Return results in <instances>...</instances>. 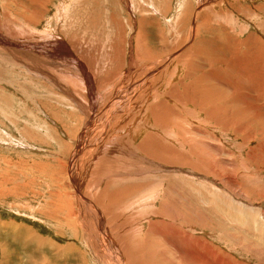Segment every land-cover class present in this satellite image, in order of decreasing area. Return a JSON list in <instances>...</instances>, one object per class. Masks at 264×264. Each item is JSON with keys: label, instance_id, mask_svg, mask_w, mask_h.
<instances>
[{"label": "bare ground", "instance_id": "obj_1", "mask_svg": "<svg viewBox=\"0 0 264 264\" xmlns=\"http://www.w3.org/2000/svg\"><path fill=\"white\" fill-rule=\"evenodd\" d=\"M203 1L199 8L205 5ZM218 1L220 0L205 2L206 4L208 2L216 4ZM125 5L129 9L128 3ZM206 16L208 24L211 16ZM45 32L43 31V33ZM198 32L199 25L195 18L187 38L190 37L189 39L196 42ZM39 42L31 45L35 51L37 50L47 57L49 55L64 57L69 61V64L75 65L71 68L65 66L72 75L76 73L75 76L79 78L76 85L79 87L78 90L75 85L70 89L73 91L71 98L73 103L76 102L77 107L84 103L82 99V101L79 100V97L86 99L87 102L80 109L82 113L84 112L86 120H83V130L79 134L78 146L69 161V172L65 175L70 177L68 179L71 184L69 183V186L68 182L65 183L66 190L54 197V212L61 211L68 228H75V233L77 231L82 233L88 249L93 250V255L100 264H215L216 261V264L236 263V260L231 261L232 258L228 260L226 252L221 255L213 243L197 237L194 233L199 225L198 220L201 221H199L201 227L210 226L212 228L215 207L213 202L208 199V195L203 194L202 190L198 189L194 183L185 179L187 175L199 174L203 176L206 174L208 177L216 176L220 181L222 180L233 198L225 200L226 204L223 203L225 207L220 208L224 217L227 216L234 225L253 226L255 220L251 217L254 213L251 210V204L244 203L249 202L250 192L244 189L245 186L240 179L244 180L245 177L250 181L259 173V171H257L258 173L254 171L256 166L252 161L256 160L261 164V160L256 158L258 147L255 152L254 148H250V144L255 140H261V138L258 139L257 133H253L252 125L258 123L260 125L258 130L261 126L264 127V96L257 95L259 90H264V74L253 69L252 74L246 75L247 80H251L254 84L247 85L248 90L246 91L243 79L240 80L243 83L241 86L239 82L236 85L235 80L230 79L231 75L228 78L235 85L228 78L222 77L229 75L231 63H237L235 59L238 61L237 65L240 68L242 66V59L240 58L241 62H239L238 55L234 53L236 50L232 52L233 48L231 49L227 45L225 47L222 45L219 49L223 53L231 50L232 54L230 53L231 57L228 61L227 54H225L226 56L219 59L220 61L210 59L212 63H209V59L206 58L207 47L206 50L204 47L201 48L202 52L198 53L195 46L185 49L180 40L179 43L178 41L174 43L173 50L172 48L170 51L165 50L167 48L163 49L162 54L159 53V58L156 59L146 46L147 42L145 44L142 39H139L134 46L135 50L133 49L135 54L132 51V43H129L131 50L128 55V70H124L122 73L110 72L109 75L104 76V66L98 64V59L90 61L88 56L84 57L86 54H80L79 51H75L77 53L74 55L75 53L71 52L65 40L57 39L48 45L39 44ZM257 44L255 43V45ZM26 47L29 49V46L26 45ZM246 56L247 53H245V58ZM245 58L243 61L246 60ZM250 58L247 59L250 61ZM197 61L199 62L197 63ZM225 61L227 65L224 64ZM221 63L224 66H216ZM197 65L201 69H194ZM223 67L225 70L222 69ZM245 67L247 66H242V69ZM173 68L174 71H172ZM202 68H207V70ZM217 68L220 70L219 73L214 72ZM89 69L91 70L89 71ZM97 69L102 73V78ZM179 71H184L185 76L182 79L179 77V84L177 83L178 85L175 86L171 79H177ZM198 71L204 75H198ZM245 71H242L243 74ZM232 74L234 73L232 72ZM244 80L246 79L244 78ZM97 103L105 109H97ZM259 132L261 134L259 136H263L264 139V128ZM227 134H234L236 137L233 139L234 141L240 138L245 139L246 143L240 144V147L244 148L248 145L247 147L250 148V153L246 158L238 152L236 144L235 151L228 149L226 146L228 141H223ZM222 142L224 143L222 144ZM260 166L262 167V165ZM183 172L185 175L187 174L185 179L180 176ZM163 176L165 179L167 176L170 177L167 178L169 182L166 186ZM55 178L57 177L55 176ZM55 178L54 180H56ZM50 180L52 179L50 178ZM256 180L255 183L259 179ZM235 194L243 199H241L242 202H237ZM256 196L258 197V195ZM254 197L252 196V198ZM234 199L235 201H233ZM221 200L223 201V199ZM250 200L252 201V199ZM185 204H187L189 212L183 210ZM60 218L61 215L59 220ZM62 221H58V223H63ZM0 226H2L1 223ZM12 227L16 235L25 232V236L23 234L22 236L27 239L25 240L27 247L30 243L40 241L42 238L29 227H22L19 224H14ZM224 232H226V228ZM256 232L259 247L257 244L255 247L256 249L264 248V225L257 226ZM230 234L233 238L236 236ZM74 236L76 239L80 238L79 233ZM49 241L50 239L47 242ZM241 242L243 243V241ZM241 242L239 243L242 244ZM251 244L253 243L251 242ZM49 245L58 250L56 251L57 256L52 257V261L56 264L61 261L68 263L71 260V255L75 252L78 254L80 249L75 247L76 245L64 247L56 243H49ZM251 248L253 251L254 248ZM256 252L258 253V251ZM79 254L81 258L85 259V262L82 260L79 264H88L86 254L84 252H79ZM48 261L47 263L50 262ZM25 262L34 263L30 258L25 259ZM236 264H239L238 261ZM260 264H264V262Z\"/></svg>", "mask_w": 264, "mask_h": 264}, {"label": "rangeland", "instance_id": "obj_2", "mask_svg": "<svg viewBox=\"0 0 264 264\" xmlns=\"http://www.w3.org/2000/svg\"><path fill=\"white\" fill-rule=\"evenodd\" d=\"M202 1L0 0V223L2 224L0 226V264H30L25 262V259L29 258L34 261L33 264H45V262L46 264H56L52 261V257L57 256L56 251L58 250H55V247L50 246L49 243H56L63 247L76 245L75 247L80 248L79 252H84L87 255L85 257L88 264H100L99 260L94 257L93 250L88 249L82 233L77 231L76 233H79L80 238L76 239L74 236L76 229L72 227L68 228L61 211L54 212V197L66 190L65 185L67 182L71 184L69 182L70 177L65 175L69 172V161L78 146L79 134L82 133V126L86 120L84 112L82 113L80 109L87 102L86 99L79 97V100H83L84 103H81V106L78 105L77 107L76 102L74 101L73 103L71 98L73 91H70V89L73 85L76 86L78 84L79 78L75 76L76 73L72 75L65 66L71 68L75 65L69 64V61L61 56L49 55L50 57H47V55L37 52V50L35 51L31 45H35L39 41V44L44 43L48 45L57 41V39H63L71 52L75 53L74 55L77 53L75 51H79L80 54H86L84 57L88 56V60L90 61L91 59H98V64L102 67L104 66V76L109 75L110 72L116 71L122 73V71L128 70V55L131 50L129 43H132V51L135 54L134 46L139 39H142L144 43L147 42V44L145 43L146 46L156 59L159 58V53L162 54L163 49L167 48L165 50L170 51L172 48L173 50V47H175L174 43L177 41L179 43L180 40L182 41V45L184 44L183 47L185 49L195 46L198 53L202 52L203 47L204 49L207 47V50H205L208 53L206 58L209 59V63H212L210 59L220 61L221 58L226 56L225 54L228 56H226L228 61L231 57L230 53L232 54L236 50L234 53L238 55L239 62L242 59L241 65L247 67L242 69L241 66L240 68L237 65V59H235L237 63H231L229 75L227 77L223 73H220V75H223L222 77L225 79L231 75V78H229L233 79V81L235 80L236 85H238V82L239 85L244 82L246 84L244 85L245 90L247 91V85L253 84V82L247 80L246 75L252 74L251 72H254L253 69H257L264 74V0H220L216 4L212 2L206 4L205 1L207 0H204L203 4L206 6L202 5L199 8ZM127 3L131 11L126 8L125 4ZM206 15L211 16L208 24ZM195 18L199 25L196 42L189 39L190 37L187 38L191 30V24L195 21ZM43 31L46 32L43 33ZM51 37L54 39H51ZM236 41L239 42L236 43ZM255 43L258 44L255 45ZM26 45L29 46V49H27ZM225 45L231 49L233 48L232 52L231 50L226 53L220 52L221 49L219 47H225ZM245 53H247L246 58ZM116 56H120L119 59ZM248 57H251L252 60L250 58L249 61ZM244 58L246 59L245 61H243ZM245 63L246 65H244ZM224 64L227 65V62L225 61ZM224 64L221 63L216 66L220 67L224 66ZM194 69L201 68L197 65ZM222 69L225 70V67ZM52 70L54 71L52 72ZM97 70L102 78V73L99 72V69ZM204 70L206 71L207 68ZM172 71H174V68ZM219 71L218 68L214 70L217 73ZM242 71H245V74ZM199 72L201 73V71H198V75H204V73L200 74ZM184 76V71H179L177 79L179 77L182 79ZM177 79H171L175 83V86L180 81V79ZM63 80L66 82L64 81V83ZM75 81L77 83H74ZM230 81L234 84L232 80ZM263 91L259 90L257 95L262 94L264 96ZM97 107L99 110L105 109V107L100 106L98 103ZM259 126L258 123L253 124L252 130H254V134L257 133L258 139L261 138L264 141L263 136H259L261 135L259 131L264 127L261 126L258 130ZM224 137L226 138L223 141H228L226 142L228 149L235 151L237 145L238 152L245 158L249 155L250 148H254L255 150L258 147L257 152L255 150L256 158L261 160V164L256 162V160H252L256 166L254 171H259V173L257 172L258 175L256 174L255 178L248 181L244 175L240 174L244 177V180L243 178L240 179L245 186L244 189L250 192L249 202L244 203L246 205L251 204V210L254 212L251 217H253L252 219L255 220V223L253 226L245 225L242 227L238 224H235L237 225L235 226L234 223L229 221L227 216L224 217L220 208L225 207V200H232L233 198L222 180L220 181L216 176L208 177L206 174H203V176L199 174L195 176L186 174V176L183 172L180 174L181 178L185 179L186 176L185 180L191 181L198 189L202 190L203 194L208 195V199L213 202V206L215 207L213 218L215 219L216 217V219L212 221V228L210 226L201 227L200 220H198L197 223L199 225L196 227L197 230L194 233H196L197 237L207 239V241L213 243L217 250L221 252V255L226 252L225 255L228 256V260L232 258L231 261L234 262L236 260L235 262L237 263L238 261L239 264H260L264 262V248L260 247L256 249L255 246L257 244V247H259L256 232L257 226L264 225V142L255 140L250 144V148L247 147L248 145L242 148L240 144L246 143L244 142L245 139L240 138L234 141L233 139L236 138L234 134H227ZM260 146L261 148H259ZM233 176H235L234 173ZM163 177L165 179V176ZM167 178L169 179L170 177L167 176ZM167 178L164 180L166 181L165 186L169 182ZM256 179H259L257 183H255ZM252 196L255 197L252 198ZM223 197L226 198L224 199ZM236 197L235 199L238 203L242 202V198L238 195ZM18 198L20 199L18 200ZM183 210L189 212L187 204H185ZM230 211L235 213L233 210ZM218 214H220V218L217 217ZM60 215L61 218L59 220ZM58 221H62L63 223H58ZM14 224L29 227L35 233L42 236V238H40V241L30 243L27 247L25 242L27 239L23 237L25 236V232L22 233L23 236L18 233L21 237L16 235L12 227ZM224 227L226 228V232H224ZM229 232L232 233V236L236 235L234 236L236 238L231 237ZM241 232L242 234H240ZM238 234H240L238 236L239 239L237 237ZM15 237L17 238L15 239ZM48 239H50L49 242H47ZM234 240L235 242H233ZM237 240L239 241L237 242ZM250 246L255 250L253 249L252 251ZM5 251H7L8 257ZM75 253L76 255H74ZM75 253L71 257L69 256L71 260L68 263L61 261L59 264H79L82 260L85 262L84 257L81 258L80 254ZM236 263L229 262V264Z\"/></svg>", "mask_w": 264, "mask_h": 264}]
</instances>
